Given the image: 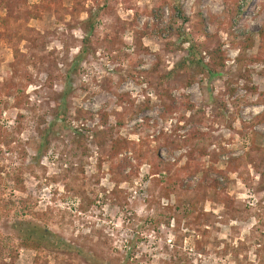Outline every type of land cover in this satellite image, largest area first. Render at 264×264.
I'll list each match as a JSON object with an SVG mask.
<instances>
[{"label":"rangeland","instance_id":"1","mask_svg":"<svg viewBox=\"0 0 264 264\" xmlns=\"http://www.w3.org/2000/svg\"><path fill=\"white\" fill-rule=\"evenodd\" d=\"M159 3L0 0V264H97L24 246L29 221L102 264H264V0L235 23L226 0H179L204 62L221 44L226 56L190 85L169 74L190 42L141 34ZM119 137L125 179L107 158ZM155 148L171 172L152 171Z\"/></svg>","mask_w":264,"mask_h":264},{"label":"trees","instance_id":"2","mask_svg":"<svg viewBox=\"0 0 264 264\" xmlns=\"http://www.w3.org/2000/svg\"><path fill=\"white\" fill-rule=\"evenodd\" d=\"M250 1L251 0H226L225 15L227 19L232 23H235L236 20L242 16L245 7ZM102 8H104V6ZM165 8H168L170 10V15L166 23H164L165 20L160 21L165 14ZM138 14V11H136V15ZM150 15L152 16L153 20L150 22L148 21L145 24L144 28L141 30V34L143 36H150L155 32H167L170 38L176 35L181 38L182 43L187 41L190 42L189 47L186 49V53L181 57V60L174 65V68L172 69V71H170L169 74H186V77L188 79L187 85H190L195 80L194 70L192 71L193 68H195V70L197 69V72L199 73H204V71H207V74L211 76H215L216 74L221 73L220 71L224 67L226 60L225 53L222 50V44L219 45V47H217L215 50H213L212 54H209L210 61L205 63L204 58L201 57L202 49H199L200 47H198V44L188 37L189 35L185 30L179 32L180 25L185 23L189 19V17L184 13L181 4L179 3V0H160L157 9L154 10V12H150ZM94 16V13H90L88 19L85 21L90 31L93 30L95 27L96 22ZM199 20V25H204L202 15L199 17ZM232 23L231 25H233ZM204 27H202V29L205 32ZM242 34L244 35L246 46H251L253 41L249 32L246 30L242 32ZM205 35L210 36L208 33H206ZM258 36L264 41V20L261 27L259 28ZM82 52L83 50L80 51V54ZM170 106L174 107L175 104L172 103V105ZM170 106L166 105L165 107L167 109ZM180 107L185 109H193L194 104L190 102L187 97H185ZM194 135L198 136L199 134L194 133ZM110 145V151L107 158L110 161L111 171L113 172L116 178H128L129 175L126 172L127 169L129 167H135L133 161L131 160V157L126 154V151L129 148L128 141L119 137L117 139H112L110 141ZM149 154V162L152 165V171L154 173H160L164 170H166L167 172H171L172 163L163 161L162 157L159 154L158 148L149 150ZM144 155L145 154H143V156ZM190 156H193V160H196V156H194L193 153ZM233 164L234 162L229 164L226 170L235 168V165ZM197 165L195 167V170L192 172V176L195 175L198 170H201V164L199 163ZM190 168L191 166L187 164V166L185 167V171L189 170ZM226 170L221 171V174H224V176L227 177ZM209 176L210 174L207 172L205 174V178L207 179V181H212L209 187L217 191L220 186L219 180L216 178H211ZM188 186L189 185H187L185 182L181 184L182 188H187ZM18 228L21 233L20 237L24 246L36 249L44 247L50 251H54L55 253H65L68 252V250L70 249H75L78 253L82 255H87L91 262L102 264L100 262L101 260L99 257L94 256L91 253H85V251H83V249H81L80 247L75 245L73 246L63 237L56 235L55 233L49 231L46 227H43L38 223L32 221L19 222Z\"/></svg>","mask_w":264,"mask_h":264}]
</instances>
